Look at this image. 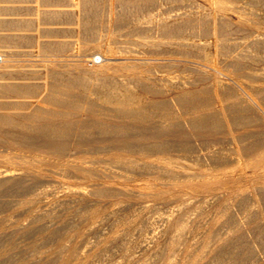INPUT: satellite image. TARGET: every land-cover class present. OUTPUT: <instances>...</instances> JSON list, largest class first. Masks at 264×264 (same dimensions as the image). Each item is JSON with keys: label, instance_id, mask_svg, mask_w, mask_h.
Listing matches in <instances>:
<instances>
[{"label": "bare ground", "instance_id": "6f19581e", "mask_svg": "<svg viewBox=\"0 0 264 264\" xmlns=\"http://www.w3.org/2000/svg\"><path fill=\"white\" fill-rule=\"evenodd\" d=\"M61 1L0 5V264H264V0Z\"/></svg>", "mask_w": 264, "mask_h": 264}, {"label": "rangeland", "instance_id": "374dc122", "mask_svg": "<svg viewBox=\"0 0 264 264\" xmlns=\"http://www.w3.org/2000/svg\"><path fill=\"white\" fill-rule=\"evenodd\" d=\"M47 1V2H46ZM11 2V0H2V2H1V6H3V7H10L11 5H12V3H10ZM39 2V3H38ZM44 2V3H43ZM38 3V4H37ZM108 3V2H107ZM104 4L105 6L102 8V9H100L99 11H101V12H97V15H96V19H94V20H96L97 22H100V23H102L103 21L105 22L106 20V23L108 22V12L109 11H115L116 9H115V7L114 8H111L110 7V3H108V4ZM15 5H21V3H15ZM31 5H33V6H38V8L40 9H42L43 7V9H45V8H47L48 10L51 8V9H55V8H59V7H62V5H66L65 4V2L64 1H61V0H32V3H31ZM108 5V6H107ZM43 6V7H42ZM40 9V10H41ZM50 9V10H51ZM111 9V10H110ZM46 10V9H45ZM109 10V11H108ZM42 11H44V10H42ZM107 11V12H106ZM103 12H106L105 14H103ZM17 13H18V17L19 18H23V19H25V20H27V21H29V20H31V19H37L36 17H38V15L39 16H43V13H41L40 12V14L39 13H37V11H32L31 9H27V10H21V11H17ZM31 13V14H30ZM22 14H23V16H22ZM103 14V15H102ZM99 15V16H98ZM106 16V20L105 19H103L104 17H102V16ZM22 16V17H21ZM31 16V17H30ZM25 17V18H24ZM102 17V19H99V18H101ZM40 18V17H39ZM47 18H45V19H41V22L43 21V22H45V23H55V22H57V21H59V20H52V19H47ZM97 19H99V20H97ZM49 20V21H48ZM50 20H52V21H50ZM93 20V21H94ZM62 22V21H61ZM64 25H66V27L64 26ZM64 25H62V27L64 26V28H69V26L71 27V25H69V24H64ZM45 26H47V25H45ZM30 29H32V28H30ZM122 31V30H121ZM123 31H124V29H123ZM99 32H100V30H99ZM33 33V31L31 30V31H28V34H32ZM102 33V32H101ZM100 33V34H101ZM122 33V35H124L123 34V32H120V34ZM125 33V32H124ZM72 34V33H71ZM63 35H64V37H63ZM73 35V34H72ZM71 35V37H70V34H69V32H67L66 31V34H65V31H64V33L62 32L61 33V38L60 37H58V39L60 38V40H73V39H75V37H73ZM101 35H105V34H101ZM69 37V38H68ZM63 38V39H62ZM122 38H125V37H122ZM45 39H49V40H53L52 38H45ZM82 43H80V45H78L77 46V51H81L82 50V48H83V46H84V44H82ZM90 44H91V42H90ZM93 44V43H92ZM5 45V46H4ZM25 45V47H22V48H19V49H21V50H31L32 52H33V55L34 56H37V58H39V59H41V57L40 56H42L43 54H47V55H53V54H56V55H58V58H63L62 56L64 55L65 56V54L67 55L68 53H57V52H53V54H52V51H43L42 49H40L39 47H37L36 46V44L35 43H25L24 44ZM11 46H12V44H10V43H2L1 45H0V53L3 51H5L6 53L5 54H7V52L9 51V49L11 48ZM39 48V49H38ZM33 49V50H32ZM11 50H14L13 49V47H12V49ZM76 50V47H74L73 48V51H75ZM39 51V52H38ZM3 52H2V54H3ZM63 54V55H62ZM4 55V54H3ZM40 55V56H39ZM39 56V57H38ZM2 58H4L2 55H0V59H2ZM36 58V57H35ZM36 58V59H37ZM104 57H103V55H101V54H98L97 52H96V54L94 55V57H93V62L95 63V65H97V66H101V65H103L104 63H106V61H104V59H103ZM6 59H11L13 62V64H16L17 62H14V60H15V58H6ZM14 59V60H13ZM38 59V60H39ZM2 61L0 60V63H1ZM107 67H108V69H107ZM107 67H104L103 69H101V70H103V71H101L100 69H96L95 68V70H92L91 69V71L90 70H82V69H80L79 71H77L76 73L77 74H80V75H85V77H87L88 78V81L89 82H95V81H97V80H99L100 78L102 79V78H104V77H102V75L101 74H103V76H104V74H106V75H112L113 73V75H115V73H117V70H118V66L117 65H111V67L109 68V66H107ZM109 69H111V70H109ZM114 69H115V72H113L114 71ZM117 69V70H116ZM105 70H107V71H105ZM80 71H82V72H80ZM96 71H97V73H100V74H96ZM102 73H101V72ZM104 72H106V73H104ZM88 73H90V74H88ZM95 73V74H94ZM118 74V73H117ZM83 75V76H84ZM100 77H98V76ZM101 75V76H100ZM108 75V76H109ZM95 76H97L99 79H97V80H95ZM95 81H94V80ZM100 79V80H101ZM78 91V90H77ZM93 96V98H96V97H94V95H92ZM15 99L16 98H11L10 100H14L15 101ZM0 159H1V161H0V167H3V165L4 166H7V167H14V168H19V166L17 165V164H15V163H12L10 160L13 158V157H15V155L17 156L18 154H19V151L18 150H16V149H11V148H8V147H6V146H3V145H0ZM3 147V148H2ZM91 148L90 147H85L84 148V151H89ZM80 155V154H79ZM82 155V154H81ZM8 156V157H7ZM2 158H5L4 160L2 159ZM8 158V160H6ZM11 158V159H10ZM5 161V162H4ZM2 163V164H1ZM249 178H251V179H253V177L255 178V177H257V172H255V171H250L249 172ZM251 176V177H250ZM249 183H252V182H250V181H248Z\"/></svg>", "mask_w": 264, "mask_h": 264}]
</instances>
